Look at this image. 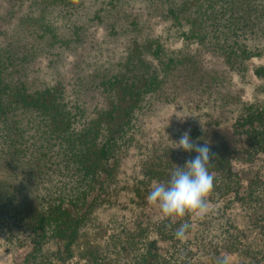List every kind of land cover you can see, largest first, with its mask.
Returning <instances> with one entry per match:
<instances>
[{
	"label": "trees",
	"instance_id": "16d2710c",
	"mask_svg": "<svg viewBox=\"0 0 264 264\" xmlns=\"http://www.w3.org/2000/svg\"><path fill=\"white\" fill-rule=\"evenodd\" d=\"M0 6V237L12 245L25 237L30 251L23 264H40L51 245L70 252L119 145L154 102L182 104L216 126L227 119L246 157L264 153V99L241 101L230 81L250 60L264 61V0H3ZM106 44L121 48L120 61L108 57ZM204 58L220 67L205 68ZM253 73L264 82V64ZM88 99L103 105L90 119ZM204 142L215 154L209 204L249 196L264 216V184L241 191L225 140L211 134ZM196 155L188 152L184 164ZM180 223H156L153 239L140 235L127 264L187 263L174 235ZM166 242L174 249L169 258Z\"/></svg>",
	"mask_w": 264,
	"mask_h": 264
},
{
	"label": "rangeland",
	"instance_id": "374dc122",
	"mask_svg": "<svg viewBox=\"0 0 264 264\" xmlns=\"http://www.w3.org/2000/svg\"><path fill=\"white\" fill-rule=\"evenodd\" d=\"M2 2L0 0V4ZM104 51L115 61L123 57L121 48L114 44H106ZM204 61L205 68L219 66L216 61L207 64L212 62L211 58H204ZM262 64L264 61L253 59L246 63L244 73L230 74L232 87L240 93L241 101L264 99V82L253 73ZM72 93L71 87V100L74 99ZM85 101L89 108L87 119L103 108L100 101ZM206 113L212 115L211 110ZM211 119L182 104L161 102H154L146 112L137 116L110 162L108 175L100 180L89 200L72 249L67 253L51 245L46 248L40 264H50V260L54 264H127L132 259V247L139 251L140 235L153 239L150 232L154 225L165 221L159 209L150 205L146 198L153 182L166 178L163 182L166 183L176 166L185 165L188 152L174 148L185 132L190 137L195 135L192 142L196 140L199 145H204V139L211 134L220 142L225 140L229 153L231 151V169L244 193L251 185L264 184V153L246 157L241 144L235 146L231 123L225 119L224 124L216 126ZM253 200L248 196L243 203L234 205L217 201L210 204V211L203 219H191V230L181 241L184 263L218 264L226 259L227 264H264V216L259 214ZM21 237L22 242H18L17 236V243L13 245L5 240V236L0 237V264L24 263L30 248L23 246L27 241ZM124 246L128 251L123 250ZM161 247L167 258L174 253L167 242Z\"/></svg>",
	"mask_w": 264,
	"mask_h": 264
},
{
	"label": "clouds",
	"instance_id": "9594fccd",
	"mask_svg": "<svg viewBox=\"0 0 264 264\" xmlns=\"http://www.w3.org/2000/svg\"><path fill=\"white\" fill-rule=\"evenodd\" d=\"M175 144L174 148L195 151L197 155L186 161L183 167L176 166L166 183L153 182L146 199L159 209L162 219L172 223L181 221L174 235L183 241L191 226L185 218L203 219L210 211L209 197L214 190V176L209 172V166L215 154L208 143L191 142L188 132L183 133ZM218 264H227V260H220Z\"/></svg>",
	"mask_w": 264,
	"mask_h": 264
}]
</instances>
